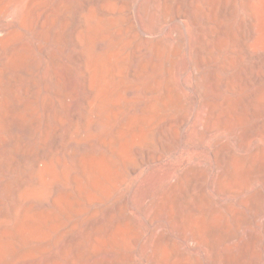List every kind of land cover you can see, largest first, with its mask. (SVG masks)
Wrapping results in <instances>:
<instances>
[{
	"label": "bare ground",
	"instance_id": "1",
	"mask_svg": "<svg viewBox=\"0 0 264 264\" xmlns=\"http://www.w3.org/2000/svg\"><path fill=\"white\" fill-rule=\"evenodd\" d=\"M0 264H264V0H0Z\"/></svg>",
	"mask_w": 264,
	"mask_h": 264
},
{
	"label": "rangeland",
	"instance_id": "2",
	"mask_svg": "<svg viewBox=\"0 0 264 264\" xmlns=\"http://www.w3.org/2000/svg\"><path fill=\"white\" fill-rule=\"evenodd\" d=\"M115 2H117V0H114V4H115ZM115 17H117V14L114 12V20H115ZM115 28H116V26L114 25V30H115ZM214 61H215V59H214ZM223 75H226V72L225 73H223ZM122 94V93H121ZM121 94H119V93H116L115 91H114V101L117 99V98H119L120 96H121ZM116 95V96H115ZM123 96H124V94H123ZM126 96H128V94H126ZM114 113L117 111V108L114 106ZM231 168H232V166H231ZM231 168H230V171H231ZM236 170H238L237 168H235ZM236 170H235V172H236ZM240 170L243 172V171H245V166L243 165L241 168H240ZM234 172V173H235ZM238 177V179L241 181V177L240 176H237ZM148 179H147V181L145 182V188L146 187H148L150 184H151V182L153 181V179H154V177L153 176H151V177H147ZM215 179V172L214 171H211L210 172V174H209V177H208V190H209V192L212 194V196H213V203L212 204H205V205H203V204H201L199 201H197L196 200V206L193 208V210H192V215L198 220L199 218L201 219V220H203V221H207V222H210L211 220H212V218H213V216H214V214H217L218 213V211H217V207L219 206V204L216 202V200H215V194H214V180ZM144 188V189H145ZM142 188L140 189V190H136V194L137 195H140L141 193H142ZM197 223V222H196ZM198 224V223H197ZM230 227H231V229H233V225H230ZM229 227V228H230ZM228 228V229H229ZM258 250H259V252H260V246L258 247ZM260 260H261V258H260Z\"/></svg>",
	"mask_w": 264,
	"mask_h": 264
}]
</instances>
